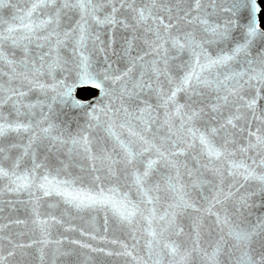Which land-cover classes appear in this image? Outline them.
<instances>
[{
  "label": "snow or ice",
  "instance_id": "6c2138e0",
  "mask_svg": "<svg viewBox=\"0 0 264 264\" xmlns=\"http://www.w3.org/2000/svg\"><path fill=\"white\" fill-rule=\"evenodd\" d=\"M262 12L0 0V264H264Z\"/></svg>",
  "mask_w": 264,
  "mask_h": 264
},
{
  "label": "water",
  "instance_id": "95a60500",
  "mask_svg": "<svg viewBox=\"0 0 264 264\" xmlns=\"http://www.w3.org/2000/svg\"><path fill=\"white\" fill-rule=\"evenodd\" d=\"M90 88V87H89ZM93 89V88H92ZM80 90V89H79ZM78 90V91H79ZM96 91V93L89 97V98H92L94 96H97L99 94L98 90L97 89H94ZM78 91L76 93L77 97L78 98H82L78 95ZM89 98H84V99H89ZM44 211H50L49 209L45 208L43 209ZM3 216H11V218H23V214L22 213H16V212H12L11 209L5 207L4 209V212L3 213H0V222H6V221H2V217ZM17 226H13V228L15 229ZM100 259H103L105 261L108 262V264H119V261L121 258H118V257H105V256H102L100 257Z\"/></svg>",
  "mask_w": 264,
  "mask_h": 264
},
{
  "label": "trees",
  "instance_id": "16d2710c",
  "mask_svg": "<svg viewBox=\"0 0 264 264\" xmlns=\"http://www.w3.org/2000/svg\"><path fill=\"white\" fill-rule=\"evenodd\" d=\"M261 19L264 20V12L261 13ZM96 93V91L92 88H81L78 91V95L82 98H89L93 96Z\"/></svg>",
  "mask_w": 264,
  "mask_h": 264
}]
</instances>
